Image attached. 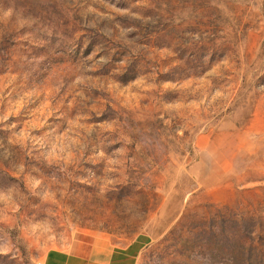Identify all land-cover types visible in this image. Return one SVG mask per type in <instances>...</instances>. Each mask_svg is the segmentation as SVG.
Here are the masks:
<instances>
[{"label":"rangeland","instance_id":"1","mask_svg":"<svg viewBox=\"0 0 264 264\" xmlns=\"http://www.w3.org/2000/svg\"><path fill=\"white\" fill-rule=\"evenodd\" d=\"M83 234L264 264V0H0V264Z\"/></svg>","mask_w":264,"mask_h":264},{"label":"crops","instance_id":"2","mask_svg":"<svg viewBox=\"0 0 264 264\" xmlns=\"http://www.w3.org/2000/svg\"><path fill=\"white\" fill-rule=\"evenodd\" d=\"M141 242L120 245L108 237L83 234L65 248L46 253L42 264H135Z\"/></svg>","mask_w":264,"mask_h":264}]
</instances>
